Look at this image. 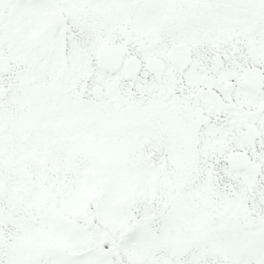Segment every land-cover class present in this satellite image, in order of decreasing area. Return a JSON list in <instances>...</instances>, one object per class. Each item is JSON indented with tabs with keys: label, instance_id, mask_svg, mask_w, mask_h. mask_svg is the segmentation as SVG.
<instances>
[{
	"label": "snow or ice",
	"instance_id": "obj_1",
	"mask_svg": "<svg viewBox=\"0 0 264 264\" xmlns=\"http://www.w3.org/2000/svg\"><path fill=\"white\" fill-rule=\"evenodd\" d=\"M0 264H264V0H0Z\"/></svg>",
	"mask_w": 264,
	"mask_h": 264
}]
</instances>
